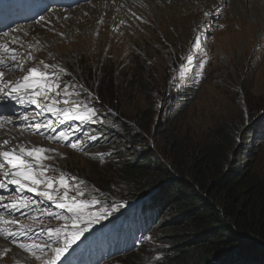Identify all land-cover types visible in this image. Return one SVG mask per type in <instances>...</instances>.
<instances>
[{"label":"rangeland","instance_id":"374dc122","mask_svg":"<svg viewBox=\"0 0 264 264\" xmlns=\"http://www.w3.org/2000/svg\"><path fill=\"white\" fill-rule=\"evenodd\" d=\"M89 1L80 0L67 5L65 9L73 10L86 3L89 6L93 0ZM51 9H55V4H45V9L40 15L50 13ZM207 9L203 6L197 14L194 9L190 11L195 16L193 22L198 17L200 23L197 25L190 21L192 25L185 34L181 33V28L177 32L173 22L186 16L184 10L175 15L176 19L169 20L165 27L163 21L168 19L164 14L155 15L154 18L150 16L154 26H150L149 20L140 18H136L131 29H128V23L122 22L120 26L126 30L122 33L125 35L122 39L124 42L113 37L116 36L114 31L111 36L110 30L104 28H101V36L96 33L92 34V37L78 35L79 30H74L73 35H78L74 40L65 39L62 25H58L57 30L60 31L40 29L47 31L52 39L49 43H44L42 39L34 37L33 40H39V43L29 51L35 59L24 66L25 71L18 69L14 74L11 73L10 80H15L25 75L28 67L42 68L40 61L56 65L57 72L61 68L66 70V73H61L63 84L57 91H62L64 84L75 85V91H79L80 96L72 98L82 99L97 110L94 123L79 126V121L69 120L53 126L54 131L46 128V137L66 132L68 141L65 143L85 141L83 151L45 140L40 131L31 136L25 133L26 139L32 138L53 147L54 152L49 154L52 159L44 163L57 171L49 172L48 175L58 176L60 172H66L69 179L75 177L84 181L82 191L86 193V198L99 202L91 211L99 212L104 209L103 202L104 207H107L104 210L108 215L102 217L98 224L90 226L89 231L68 250V253H74L76 256L72 257V260L68 259L65 264L163 263V257L170 248L166 242L167 233L164 234L163 229L171 219L169 221L165 217L161 221L151 223V227L142 234L144 242L116 255H105V252L110 250L113 232L121 225V220L114 222L123 215L132 216L138 221L140 215L145 213L140 207L141 204L137 206L125 200L123 191L130 188L121 176L120 163L124 159L132 160L147 147L157 154L161 161L169 163L172 158L167 155V151L171 152L174 142H179L188 150L197 143L214 141L218 132L229 129L236 134V145L228 155L231 164L235 167L244 166L246 174L260 175L263 172L264 28H253L250 22L244 21L232 24V20L236 18L230 14L224 1L220 2L213 15L206 18ZM40 15L34 16L32 21ZM11 16H20L16 7H13ZM105 18L103 13L98 21L100 27L104 26ZM156 21L158 24L155 25ZM12 24H15L14 27L20 25L17 21ZM220 25L224 27L221 28ZM247 26L253 37L251 43L247 42ZM46 27H53V23ZM197 35H200L202 40L201 49L194 47ZM191 52H194L195 60L189 66L191 72L182 79V73L188 64L186 57L191 55ZM202 62L204 67H198ZM105 87L108 88L107 94L102 93ZM69 90L73 91L71 88ZM98 92L102 98L97 96ZM89 94L92 99H89ZM5 108L7 109V106L0 105V110ZM27 108L34 109L36 113L38 111L35 106ZM8 111L10 119L21 120L20 116H16L10 109ZM36 113L25 114L29 118L31 128L37 123H42L40 115L37 116ZM96 125H101V129H97ZM85 133L95 135L98 139L88 140ZM128 134L139 138L134 144L128 145ZM109 141L116 142V149L121 146L126 148L124 155L120 156L112 145L100 150L101 143L105 142L108 146ZM108 189L112 193L107 191ZM17 195L14 188L9 186L5 197L15 198ZM32 198L38 197L32 194ZM121 204L123 207H118ZM19 211L13 216L6 214V217L15 219L18 223L3 227L17 233L15 240L26 246L45 242L47 233L43 235V239L39 235L27 234L22 240L19 227L36 229L37 224L30 220L36 216L33 203L32 206ZM47 211L58 213L60 216L67 215L61 210L58 211L55 206ZM26 213H31L29 218L23 216ZM46 220V230L60 228L66 223L54 215L47 216ZM103 221L107 222L103 224ZM127 223L129 224V221ZM108 224L113 225L107 227ZM137 227L139 226L136 223L132 228ZM95 231L89 240L84 239L86 234ZM13 239L11 236L7 240L0 237L2 242L7 243L17 253L28 256V264H43V261L52 255L50 249L48 252L44 250V253L38 250L23 251L17 243L12 242ZM76 245L80 249L73 252ZM4 249H0V264L20 263L18 257H8ZM37 255L41 257L40 260L35 258Z\"/></svg>","mask_w":264,"mask_h":264},{"label":"trees","instance_id":"16d2710c","mask_svg":"<svg viewBox=\"0 0 264 264\" xmlns=\"http://www.w3.org/2000/svg\"><path fill=\"white\" fill-rule=\"evenodd\" d=\"M138 138L128 134L127 144ZM114 143L103 142L100 150L112 145L123 156L126 148ZM235 145L236 134L227 129L188 150L174 142L169 163L149 147L120 163L130 188L125 200L145 212L138 225L171 219L163 229L170 248L162 264H264V170L246 174L244 166L231 164Z\"/></svg>","mask_w":264,"mask_h":264},{"label":"snow or ice","instance_id":"6c2138e0","mask_svg":"<svg viewBox=\"0 0 264 264\" xmlns=\"http://www.w3.org/2000/svg\"><path fill=\"white\" fill-rule=\"evenodd\" d=\"M214 13L205 12V17H209ZM67 19V17H65ZM47 23L45 17H41L37 24ZM207 22V21H205ZM219 27L223 28V25ZM13 32H19V29H13ZM8 34L6 33L5 36ZM25 35H27L25 33ZM62 35V34H61ZM18 38L13 37L7 43H0V99L12 100L21 107L35 106L38 110L36 115H42L45 112L51 113L56 117L57 121L63 123L64 121L76 120L81 124L94 123L97 117V110L91 104L82 99H75L72 97H79L80 92L75 91V85L64 84L62 91H57L61 88L63 81L61 73H66L65 69L56 71V65H49L44 61H40L43 67L32 66L26 69V74L22 78L15 81L6 79V72L15 73L18 69L25 71L24 64L17 59L20 55L22 60H34L35 57L29 54L26 58L23 54L18 52L16 47H10L12 43H17ZM195 48H202V40L200 35L195 37ZM188 62L185 66V71L182 73V79H185L191 72V66L194 63L195 57L188 55L186 57ZM198 67L203 68L204 63H200ZM73 89L70 91L69 89ZM61 97V99H57ZM89 94V99H92ZM64 107H58V105ZM21 120L27 122L28 117L21 115ZM4 128L3 120H0V129ZM41 128H47L54 131L52 121L46 120L43 123L34 125L36 132ZM88 140H96L98 137L85 133ZM47 140L55 141L64 144L66 147H71L76 151H83L85 141L68 142V135L66 132H60L56 136H47ZM54 152V149L43 146L28 145L24 143L11 144V141L5 139L0 141V189L8 190L9 186L14 188L18 194L15 198L10 199L8 203H3V198L0 197V209H3L9 215H13L16 211L32 206L29 199L24 198L25 193L34 194L40 197L44 202L54 204L57 209L63 210L67 213L65 216H60L58 213L49 211L48 215H54L57 219L66 221L60 228L48 229L46 241L42 244H33L26 246L23 243H18L15 240L17 233L10 229L0 226V237L5 240L9 236L13 237V243H17L18 247L23 251L38 250L44 253L45 248L50 249L52 255L43 261V264H60L61 259L65 253L76 244L80 238L89 231L90 226L98 223L102 217H106L108 213L104 209L99 212L91 211L93 206H96L98 200H88L86 193L82 191L85 182L77 180L66 172H60L58 176L48 175L49 172L55 173L57 170L44 161L52 159L48 153ZM103 162V161H101ZM63 190V191H61ZM74 193V194H73ZM39 207V205H37ZM118 207H123V204ZM116 209L114 208L113 211ZM18 222L15 219L5 218L3 212H0V225H15ZM26 235L22 229L19 236ZM50 241V243L48 242ZM9 249L5 248L6 253ZM40 260L41 257H35Z\"/></svg>","mask_w":264,"mask_h":264},{"label":"bare ground","instance_id":"6f19581e","mask_svg":"<svg viewBox=\"0 0 264 264\" xmlns=\"http://www.w3.org/2000/svg\"><path fill=\"white\" fill-rule=\"evenodd\" d=\"M51 1L56 0H36L32 4L31 0H0V43H7L11 41L13 37H17V43H12L9 46L16 47L18 52L23 54V56L26 58L29 54L33 55L29 50H32L33 47L37 45L39 40L42 39L44 43H49V40L52 39L50 35H48L47 31H42L40 29L57 30L59 28L58 25H62L64 26L62 33L65 34V39L73 38L74 40V38L77 39L78 35L80 34L89 35V37L91 35L92 37V34L97 33L99 36H101V28H104L110 30L109 35L111 36L115 32L116 36L113 35V37L119 41L125 37V35L122 33L126 31L120 26L122 22L129 24L128 29L133 27V23L136 22V18H140L141 20L143 19L144 21L149 20L151 23L150 26H154V22L150 19V16L152 15L154 18L155 15L158 16L160 14H164L166 19H168L163 21L165 27L166 24L169 23V20L175 18V15H178L179 13L181 14V10H184L186 16L182 17L181 20L175 18L179 21V23L176 20L173 22L176 24V31L178 32V30L181 28V33L185 34L188 32L190 25H192L191 22H193L195 19V16H193L190 12L192 9L196 10L197 14V12H199L203 6L205 9L209 8L210 6V8L206 11L213 13L214 11H217L219 4L222 1H224V4L227 5L230 14L236 18V20H232L233 23L231 21L232 24H234V22L241 23L244 21L250 22V25L253 28H264V0H90L89 2H92L89 4V6L86 3L87 5L84 4L80 5V7L77 6L73 10L55 8L51 9V12L48 13L49 16H47L48 14L40 15L44 9L43 5L46 4V2ZM76 1L78 0H66L64 2L65 4H68ZM56 2L63 4V2ZM169 4L170 6H167ZM159 6L164 8H159ZM12 7H17V9H19L20 12L24 14L21 17L9 18V10ZM28 11L30 13H28ZM103 13H105L106 18L104 19V26L100 27L98 21L101 20ZM29 14L40 16L37 17L36 20L32 21L29 17ZM83 14L86 15L83 16ZM41 17H45L47 23L42 22L37 24L36 22L39 21ZM65 17H67V19H65ZM196 18V21L193 23L198 25L200 20L198 17ZM77 19H80L79 22H77ZM158 19H160V17H158ZM15 21L19 22L20 25L14 27L15 24L13 25L12 22ZM51 23H53V27L47 28L46 26ZM44 24L47 25L45 26ZM156 24H158V21H156L155 25ZM13 29H19L20 31L13 32ZM74 30H79V34L74 36ZM246 30H248L247 37L250 38H247V42L251 43L253 37L248 26ZM6 33L8 34L7 36H5ZM25 33L27 35H25ZM34 37L39 40H33ZM124 41L125 40H122V42ZM191 55L195 57L194 52H191ZM18 56L17 59L20 60L24 66L29 63L28 60H22L21 58H18ZM10 78L11 73L6 72V79L10 80ZM4 101L6 104L14 102L12 100L0 99V105ZM16 111L18 114L22 113L21 109H17ZM8 113L10 112L7 111L6 113H2L0 111V120H3L4 122V128L0 129V141L8 139L13 145L17 143H24L28 145L43 146L50 149L53 148L44 142H37L32 138L26 139L27 136L23 130H16L13 128H18L21 121L8 118L6 116ZM11 121H14L13 124H10ZM49 154L50 153H48V155ZM28 195L31 194L28 193ZM29 200L34 204V213L37 214V219L39 221L37 225L39 227L45 226L47 224V220L45 218V204H47V202H43L40 197L36 199L30 197ZM37 205H39V207ZM1 210L2 209H0V212ZM38 235L39 233L35 236ZM4 248L9 249V251L6 252L8 257L13 255L14 257H18L20 259L19 264H28V256L17 253L14 249H12L11 246L0 240V249ZM45 250L48 252L49 249L45 248ZM65 254L66 256L61 259L60 264L66 263L68 253Z\"/></svg>","mask_w":264,"mask_h":264}]
</instances>
